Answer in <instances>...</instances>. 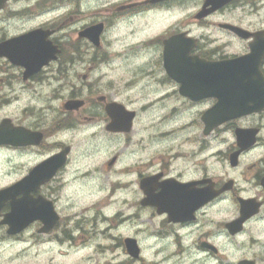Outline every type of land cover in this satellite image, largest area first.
<instances>
[{
    "label": "flooded vegetation",
    "instance_id": "1",
    "mask_svg": "<svg viewBox=\"0 0 264 264\" xmlns=\"http://www.w3.org/2000/svg\"><path fill=\"white\" fill-rule=\"evenodd\" d=\"M24 36L0 264H264V0H0V45Z\"/></svg>",
    "mask_w": 264,
    "mask_h": 264
},
{
    "label": "water",
    "instance_id": "2",
    "mask_svg": "<svg viewBox=\"0 0 264 264\" xmlns=\"http://www.w3.org/2000/svg\"><path fill=\"white\" fill-rule=\"evenodd\" d=\"M3 1V0H2ZM228 0H209L210 3L212 4H217L220 5L222 4L223 2H226ZM102 32V25H96V26H93L92 28H90L89 30H87L86 32H84V34L82 35L83 37H86L88 38L91 42H93L96 46H99L100 42H99V38H100V34ZM25 38L22 37V38H19V39H14L12 41H7L3 44L0 45V56H7L8 53L5 52L6 48L10 45V44H13L15 42H18L19 40H23ZM44 57V62H46V60L49 58V55L47 54H44L43 55ZM50 164L54 162V159L50 160L49 161ZM43 164H41L38 169L42 168Z\"/></svg>",
    "mask_w": 264,
    "mask_h": 264
},
{
    "label": "rangeland",
    "instance_id": "3",
    "mask_svg": "<svg viewBox=\"0 0 264 264\" xmlns=\"http://www.w3.org/2000/svg\"><path fill=\"white\" fill-rule=\"evenodd\" d=\"M95 10H100V8H94ZM106 43L108 45V34L106 36ZM97 71L95 73V79L97 81V88L103 91L108 86V50L103 56L100 57L96 62ZM94 79V77H93ZM2 167H0L1 169Z\"/></svg>",
    "mask_w": 264,
    "mask_h": 264
}]
</instances>
